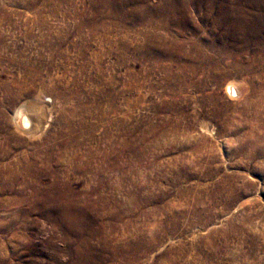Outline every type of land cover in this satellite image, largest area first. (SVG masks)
Listing matches in <instances>:
<instances>
[{"label": "rangeland", "instance_id": "374dc122", "mask_svg": "<svg viewBox=\"0 0 264 264\" xmlns=\"http://www.w3.org/2000/svg\"><path fill=\"white\" fill-rule=\"evenodd\" d=\"M31 4L0 0V264H264V0H49L52 47ZM97 66L93 137L48 148L64 103L40 82L87 102Z\"/></svg>", "mask_w": 264, "mask_h": 264}, {"label": "bare ground", "instance_id": "6f19581e", "mask_svg": "<svg viewBox=\"0 0 264 264\" xmlns=\"http://www.w3.org/2000/svg\"><path fill=\"white\" fill-rule=\"evenodd\" d=\"M42 1V4H43V7H33L35 5L31 6L33 7V12L35 14V16L38 17V20L40 21V23L38 25H40V30L41 31H44L46 30L45 32H42V34H40L38 37H39V40L40 41V44L41 46H45V45H48L49 47L51 46H54V45H58L59 44V36L58 34L62 31H60L59 33H56L54 34L53 32H50L47 27H46V24L40 19L41 16H39L43 11V9L46 7V5L49 3V0H41ZM58 3L60 2V0H56ZM30 5V4H29ZM62 5V4H61ZM31 7V8H32ZM51 11H53V13H59L58 11L60 10L59 8V4L56 5V6H53L50 8ZM32 12V13H33ZM49 12V11H48ZM39 14V15H38ZM45 15V14H44ZM59 15V14H58ZM63 15V14H62ZM56 17V16H55ZM37 23V22H36ZM61 28V27H60ZM40 31V32H41ZM59 31V30H58ZM78 31V30H77ZM39 32V33H40ZM70 32V31H69ZM75 32V31H74ZM68 33V32H67ZM92 34V33H91ZM80 35V34H79ZM77 36V35H76ZM87 36V35H86ZM94 36V35H93ZM62 37V36H61ZM73 37V36H72ZM89 36H87L88 38ZM83 38V37H82ZM86 38V39H87ZM77 40V39H76ZM80 40V39H79ZM82 40V39H81ZM92 40H90L91 42ZM84 42H86L84 40ZM63 43V42H62ZM88 43V42H87ZM86 43V44H87ZM81 44V43H80ZM85 44V45H86ZM105 46V45H104ZM44 49V48H43ZM100 49V47H99ZM123 49V48H122ZM101 50V49H100ZM107 50V49H105ZM39 51V50H38ZM103 51V50H102ZM149 51V50H148ZM42 52V50H41ZM40 53V52H39ZM57 53V52H56ZM41 54V53H40ZM50 55H48L49 57H52L54 55V52L52 51L51 53H49ZM58 54V53H57ZM99 54V53H97ZM124 54V53H123ZM110 55V54H109ZM122 55V54H121ZM37 56V55H36ZM47 56V57H48ZM105 56V55H104ZM124 56V55H123ZM45 57V56H44ZM102 57V56H101ZM145 57V56H144ZM196 57V56H195ZM121 58V56L119 57V59ZM124 58V57H123ZM37 59L39 61H43L44 63V58L42 56H37ZM60 59V58H59ZM118 59V60H119ZM122 59V58H121ZM120 59V61H121ZM184 59V58H183ZM51 60V59H50ZM123 60V59H122ZM125 60V59H124ZM37 61V60H36ZM45 61H46V58H45ZM12 62H15V61H12ZM21 62V61H20ZM28 63V62H27ZM123 63V62H122ZM121 63V64H122ZM23 64V63H21ZM20 64V65H21ZM205 64V63H204ZM18 65V64H17ZM24 65V64H23ZM43 65V64H42ZM45 65V64H44ZM87 65V64H86ZM121 66V65H120ZM47 67V66H45ZM53 67V66H52ZM96 72H97V77H100V80H96L95 84L98 82L101 86L97 89H94L92 91H90L88 93V96H87V102L86 103H83L81 101V97H80V93H75L74 95H69V91H67L65 89V87H60V91L59 89H53L52 87H46L43 83V80L42 82H40V90L42 92H44L45 90H51L50 93H55L57 98L56 99H59L61 100L60 102L63 104L61 106V110L59 109V111L62 113V116L60 117V123L59 125H61L58 129V131L56 132L55 135V139H58V142L56 143H53L52 145H50L48 148H52V149H61L62 146H74V147H79L81 145V142L83 141L81 137L76 136V133L77 131H79L80 128H83L85 130V136L86 137H89V138H92L93 137V133H94V128L92 126H87L85 122H83V120L81 121L80 120V117L81 116H86L87 117H91L93 118L94 115L96 113H99V106L96 104V98H99V99H105V100H108L111 104H112V93H111V89H109L110 87V82L109 80H102V75L104 74V72L102 70H100L98 68V66L96 67ZM24 69V68H23ZM25 73L27 72V79L28 80H31V78H34L36 77V75H39L38 74V70L35 66H31L24 69ZM172 75V74H171ZM25 76V77H26ZM38 78V77H37ZM40 79V78H38ZM36 80V79H35ZM53 80V79H52ZM51 80V81H52ZM33 81V80H32ZM56 81V80H55ZM39 83V82H38ZM31 84V83H30ZM34 84V83H33ZM51 84V83H50ZM52 85V84H51ZM57 85V84H56ZM97 85V84H96ZM59 86V84L57 85ZM95 86V85H94ZM77 87V86H76ZM38 89V91H40ZM87 90V89H86ZM89 90V88H88ZM84 91V90H83ZM121 91V90H120ZM228 91L230 93V95H233V92L231 90V88L229 87L228 88ZM39 93V92H38ZM46 93V92H45ZM54 94V95H55ZM53 96V95H52ZM123 96V95H122ZM121 96V98H122ZM14 97V96H13ZM50 97V96H49ZM55 98V97H54ZM9 99V98H8ZM11 101V100H10ZM125 101V100H124ZM106 103V101H105ZM58 105V104H57ZM109 105V104H108ZM106 106V105H105ZM57 107V106H56ZM107 107V106H106ZM15 109V108H14ZM58 109V107H57ZM106 110V109H105ZM43 114V113H42ZM41 114V115H42ZM105 114V113H104ZM44 115V114H43ZM11 116V115H10ZM102 116V115H101ZM13 117V124L15 126V129L18 133H20L21 135L22 134H25V135H29L30 137L33 138V135H38V134H43V131L44 129L46 128L45 124L48 123V121L51 119V117H47L44 121V123H40L39 121H37L33 114L25 107V106H20L16 109L15 113H14V116ZM79 120H78V119ZM85 118V117H84ZM83 118V119H84ZM107 118H108V115H107ZM40 119V118H39ZM88 119V118H87ZM105 119V118H103ZM109 119V118H108ZM119 120L117 122H110V123H106V126L107 128L108 127H114L116 130H117V136H118V141H119V146L121 145H124V139H125V117L122 116L121 118H118ZM4 117L0 114V129L2 130L5 126H3V124L5 123L4 122ZM58 123V122H57ZM6 124V123H5ZM93 124V123H92ZM95 127V126H94ZM14 128V127H13ZM14 129V130H15ZM106 129V128H105ZM82 131V130H81ZM106 131V130H105ZM112 131V130H111ZM114 131V130H113ZM80 132V131H79ZM107 132V131H106ZM63 133H66L67 137L64 139L66 141H63V140H59V138H63ZM9 134V133H8ZM53 135V136H54ZM105 138L108 137V134L105 133L104 134ZM24 137V136H23ZM49 138V137H48ZM7 139H16V136L12 133L9 134V136L7 137ZM52 140V139H51ZM110 140V138H109ZM108 141V140H107ZM47 142V141H46ZM45 142V143H46ZM104 142V141H102ZM105 143V142H104ZM51 144V143H50ZM112 142H108L107 144L105 143V152H113L112 151ZM104 152V153H105ZM112 154V153H111ZM106 156V155H105ZM105 159V158H104Z\"/></svg>", "mask_w": 264, "mask_h": 264}]
</instances>
